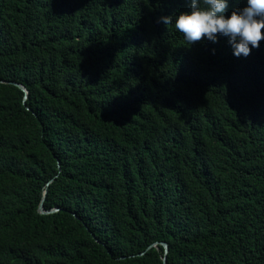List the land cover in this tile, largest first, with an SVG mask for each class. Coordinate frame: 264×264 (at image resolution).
I'll use <instances>...</instances> for the list:
<instances>
[{"label": "trees", "instance_id": "trees-1", "mask_svg": "<svg viewBox=\"0 0 264 264\" xmlns=\"http://www.w3.org/2000/svg\"><path fill=\"white\" fill-rule=\"evenodd\" d=\"M190 4L0 0V264H264V40Z\"/></svg>", "mask_w": 264, "mask_h": 264}, {"label": "clouds", "instance_id": "clouds-1", "mask_svg": "<svg viewBox=\"0 0 264 264\" xmlns=\"http://www.w3.org/2000/svg\"><path fill=\"white\" fill-rule=\"evenodd\" d=\"M227 8V0H191L190 12L162 20L174 25L188 44L204 38L215 42L221 34L228 37L235 56L247 57L264 40V0H247V7L233 11L228 18L224 16Z\"/></svg>", "mask_w": 264, "mask_h": 264}, {"label": "water", "instance_id": "water-1", "mask_svg": "<svg viewBox=\"0 0 264 264\" xmlns=\"http://www.w3.org/2000/svg\"><path fill=\"white\" fill-rule=\"evenodd\" d=\"M17 85H19L25 92H26V94H25V97H27L28 96V91H27V89H26V87L23 85V84H21V83H18V82H15ZM58 208H51V209H46L45 207H44V202L43 201H41V203L39 204V207H38V211L40 212V213H49V212H52V211H55V210H57ZM161 244L164 246V248H165V254H164V256H163V264H167V252H168V243L167 242H164V241H162L161 242ZM152 245H154V244H152ZM151 246V245H150Z\"/></svg>", "mask_w": 264, "mask_h": 264}]
</instances>
